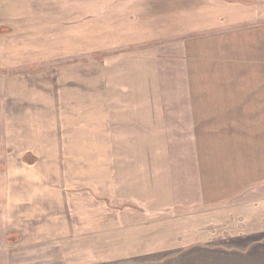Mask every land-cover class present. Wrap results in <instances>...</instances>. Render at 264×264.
Here are the masks:
<instances>
[{"label":"rangeland","instance_id":"1","mask_svg":"<svg viewBox=\"0 0 264 264\" xmlns=\"http://www.w3.org/2000/svg\"><path fill=\"white\" fill-rule=\"evenodd\" d=\"M194 2L0 0V264H183L204 250L264 243V76L252 65L220 67L217 78L253 85L259 79V100L254 92L251 106L228 110L230 123L203 116L196 139L188 121L167 119L169 131L159 136L138 124L136 139L114 142L120 155L113 157L99 149L78 108L68 119L81 133L66 126L67 100H141L154 90L152 99H183L175 43L197 34L178 28L191 14L185 4ZM208 29L202 31H225ZM236 37H220L206 50L239 58L264 46L262 36L247 48ZM242 69L248 77L230 75ZM83 136L91 137L90 170L84 177L73 171L78 179L69 180L67 168L86 163L77 155ZM41 148L38 157L23 155ZM103 158L122 165L121 185L99 183ZM152 162L169 169L165 177L141 170L160 168ZM129 166L137 167L124 171ZM43 243L52 249L38 250Z\"/></svg>","mask_w":264,"mask_h":264},{"label":"crops","instance_id":"2","mask_svg":"<svg viewBox=\"0 0 264 264\" xmlns=\"http://www.w3.org/2000/svg\"><path fill=\"white\" fill-rule=\"evenodd\" d=\"M215 1L216 3L214 4L213 0H211V6L206 2L203 3L201 0H195L193 5L185 4V6L189 8L188 10L191 14H187L186 21L180 23V27L178 28L184 29L194 27L197 28V34L188 38L185 34L184 36H181L183 38L178 41L179 43H175L181 48L180 57L183 63L182 74L184 77L183 91H185L183 99H180L179 101L152 99L151 97H153L154 91H156L154 90L148 98L141 100L98 99L97 102L92 103H90L89 100L84 99L79 101L67 100V107L71 109V111H67V129L69 130L71 127L74 130L75 128L74 125L71 126L69 124L73 123L68 119L70 113L73 115L75 110L78 111L77 113H79L80 110L81 113L79 115L83 125H85L88 130L91 127V130L96 133L95 139L98 140L99 149L101 148L102 150H105V148H108L109 152L105 150L104 153L117 157L120 155V152L119 148H113L114 142L116 143V141L121 140L123 137V139L127 140L136 139L137 136L135 133L137 132L138 124L147 125L145 127L146 133H151V135L159 133L163 135L165 132L169 131V128L166 126L167 119L176 121V124H185L188 121L191 123V128L193 129V132H190L192 134L191 138L196 139L198 136H196V131H194L195 125L202 123L203 116L204 120L209 118V120L214 123L219 121L230 123L231 119L229 118L233 116V113L228 110L238 108L244 109L251 106L250 101L255 97L253 94L254 92L258 93L257 97L259 100V92L263 89L262 85L259 84V79L258 83L253 85L250 83V80L247 79H245V83L243 81L239 83H226L224 79L219 80L217 76L218 74H222L218 71L220 67L228 66L229 68H234L237 66L236 64L241 66L242 64L252 65L258 76H264L263 45L261 46L262 50L260 49V46L257 45V51H263V53L258 54L257 52L255 56L251 57L246 49V51L243 52L245 55L239 58L218 56L220 53L215 57L206 49L209 47V44H219L217 43V39L220 37L237 36L235 40L237 43L235 41H232L231 43L243 45V48L245 46L246 48L248 47V40L253 39L252 42L259 43L260 36L264 39V0H218V3L220 4H217V0ZM190 23H193V25ZM219 27L225 29V31L220 32L210 30L211 28L218 29ZM202 29H208L210 31L203 32ZM204 52L206 54H204ZM151 58L158 59L155 53H152ZM198 65L205 66L206 68H201ZM151 71L152 74L155 72L157 77V68L152 69ZM239 71H234V73L232 72L230 75L241 77L249 76V73L243 69L242 71ZM223 75L230 76L229 74ZM114 87L117 89L116 85ZM129 90L130 89L128 88V91ZM106 91L110 93V88ZM206 95L208 98L205 99ZM73 102H75L76 105H74ZM45 106H47V110L51 108L50 103L49 105L46 103ZM45 106L42 105L41 107L44 109ZM262 106H264V103ZM240 112L243 111L240 110ZM44 113L49 115L48 111H44ZM243 115L245 118L250 117L249 113L247 115L243 113ZM68 125L70 127H68ZM75 129V131H72L73 133L80 132L78 131V128ZM183 130H185V128L180 129V131ZM159 134L157 135L159 136ZM23 137L30 141L36 139V137L31 136ZM154 137L155 136H152L153 139ZM74 138L78 139L79 137L75 136ZM89 138L91 137L86 136L85 139L83 136L80 138L82 141V151L77 150V155L87 157V159H85L86 163L83 162L81 164L70 165L71 169L67 168L66 170L67 172H70L69 175H67L69 180L78 179V176H74L73 171L82 172V177H84V173H87L90 170V163L88 160L89 151L85 147L89 143ZM103 141L105 142L103 143ZM26 151L27 152L23 155L32 154L33 156L35 155L38 157L42 155L40 153H43V148H41V152L39 150L35 152L31 149H26ZM102 153L100 152L99 155L102 156ZM101 161V165L97 168L99 173V183L110 182L109 184L111 186L113 185V187H116L117 182L121 185V181L123 180L122 165L119 164L117 160H114V163H106L105 158H103ZM151 164L154 166L157 165V167L160 168L151 169L149 166L145 167L144 165L140 168L142 171H151L150 173L160 171L161 175L159 177H165L163 172L168 171V168H163L162 165L160 166L158 163L154 164L152 162ZM33 166L34 169L39 168L37 163L33 164ZM65 166L68 167L69 164L66 163ZM135 167L137 166H129L127 167L128 169H125L124 171H134L136 169ZM52 168L56 169V166ZM52 168L49 170L41 168V170L52 172L54 171ZM137 170L139 169L137 168ZM86 176L87 175H85V177ZM21 244H18L17 246H20ZM237 248L238 249L235 250H224L222 251L224 253L221 254H219L220 250L216 249L204 250V253L196 254L194 259L183 261V264H264L263 242L251 243L245 247ZM34 249H36V247L30 249V251H33ZM37 249L42 252H49L52 248L50 247V244L43 243L42 245H39ZM249 253L251 254L249 255ZM160 264H163V262H160Z\"/></svg>","mask_w":264,"mask_h":264}]
</instances>
